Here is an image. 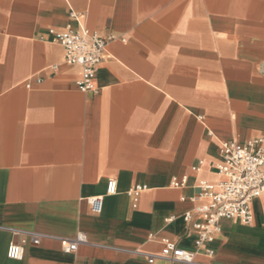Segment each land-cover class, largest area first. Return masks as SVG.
Returning <instances> with one entry per match:
<instances>
[{
  "label": "crops",
  "instance_id": "1",
  "mask_svg": "<svg viewBox=\"0 0 264 264\" xmlns=\"http://www.w3.org/2000/svg\"><path fill=\"white\" fill-rule=\"evenodd\" d=\"M71 10L116 36L98 94L78 88L81 67L48 32ZM262 133L264 0H0V264H264V198L252 202V223L221 221L213 254L196 249L183 217L200 180L224 178L220 141ZM138 183L148 188L134 205ZM94 195H104L100 214ZM14 229L46 236L12 259ZM78 231L88 242L63 251L57 237ZM164 237L195 251L194 262L135 253H159Z\"/></svg>",
  "mask_w": 264,
  "mask_h": 264
},
{
  "label": "built area",
  "instance_id": "2",
  "mask_svg": "<svg viewBox=\"0 0 264 264\" xmlns=\"http://www.w3.org/2000/svg\"><path fill=\"white\" fill-rule=\"evenodd\" d=\"M49 34L63 48V60L68 65L81 67V74L76 84L86 93L98 94L100 88L96 83L98 65L101 63L107 50L108 43L115 39V35L102 36L97 30L90 28L82 19L81 15L74 10L70 11L68 23L61 29L51 27ZM58 64L50 65L49 68L57 70ZM42 77L35 78L36 83L42 82ZM26 87L32 88L30 79L25 82ZM200 118H203L202 116ZM220 158L216 163L217 171L224 177L218 182L200 180L201 191L191 199L199 201L193 210L183 214L189 229L197 233L194 245L197 250H204L209 254L214 251L207 244L214 239V235L221 229V221L230 219L250 224L253 221L252 202L254 199L264 198V133L256 138L241 142L238 140H222L219 146ZM204 160H200L192 167L193 171L202 169ZM187 181V175L174 177L172 185L182 187ZM146 184H135L128 193L133 197L136 205L140 194L147 189ZM118 192V181L110 178L107 183V194ZM104 195L88 197L91 210L100 214L103 210ZM185 199V197H183ZM15 235H20L19 241H11L7 255L12 259H23L25 245L30 240L33 244H39L46 236L43 233L30 230L14 229ZM60 240L62 250L74 252L82 243L88 242V236L83 231H78L72 238L57 237ZM163 247L159 253H143L149 262H154L158 257L192 263L195 260V251L184 249L176 241L164 237Z\"/></svg>",
  "mask_w": 264,
  "mask_h": 264
}]
</instances>
